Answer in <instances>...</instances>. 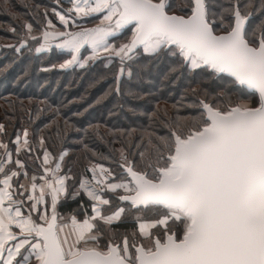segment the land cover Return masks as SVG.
I'll use <instances>...</instances> for the list:
<instances>
[{"label": "snow or ice", "instance_id": "1", "mask_svg": "<svg viewBox=\"0 0 264 264\" xmlns=\"http://www.w3.org/2000/svg\"><path fill=\"white\" fill-rule=\"evenodd\" d=\"M39 15L8 47L55 52L45 72L103 66L88 107L154 63L181 87L171 116L157 98L156 127L121 130L79 177L40 126L6 141L0 123V264H264V0H54Z\"/></svg>", "mask_w": 264, "mask_h": 264}, {"label": "trees", "instance_id": "2", "mask_svg": "<svg viewBox=\"0 0 264 264\" xmlns=\"http://www.w3.org/2000/svg\"><path fill=\"white\" fill-rule=\"evenodd\" d=\"M53 5L54 0H0V123L5 125L7 135L3 139L6 141L23 128H28L31 133L40 126L42 135H51L50 143L56 141L52 143V150L58 153L64 147L69 149L72 158L69 166L72 174L79 177L89 163V156L94 154L97 162H109L107 153L111 146L108 142L121 130L149 125L156 127L150 124L147 114L155 108L157 98H160V109H167L171 116L181 82L171 84L170 79H164L166 63H154L146 71H141L140 79L134 78L122 86L119 96L109 94L101 103H92L88 107L111 82V75L106 74L95 86L88 87L91 78L106 72L103 66L89 72L79 69L75 72L59 69L45 72L44 67L62 62L55 52L35 54L25 51L18 55L8 47L17 43L11 28L22 30L26 21L39 19V14L46 8L50 10ZM130 90L134 95L129 94ZM49 106L51 109L42 111L38 119L30 120L38 107L47 109ZM53 116L55 119L43 127L44 122ZM65 120L69 124L67 128L64 127ZM57 130L63 134V142L57 141ZM82 141L87 143V149L81 148ZM27 162L30 168L34 166L33 161ZM81 199L87 205V199ZM60 211L78 213L79 203L68 200ZM124 227L130 228L131 225Z\"/></svg>", "mask_w": 264, "mask_h": 264}, {"label": "crops", "instance_id": "3", "mask_svg": "<svg viewBox=\"0 0 264 264\" xmlns=\"http://www.w3.org/2000/svg\"><path fill=\"white\" fill-rule=\"evenodd\" d=\"M63 6H64V7H67L68 5H67V4H64ZM23 183L27 184V183H28V181H27V180H25V181H23Z\"/></svg>", "mask_w": 264, "mask_h": 264}]
</instances>
